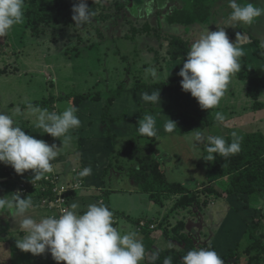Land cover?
<instances>
[{
  "label": "rangeland",
  "instance_id": "1",
  "mask_svg": "<svg viewBox=\"0 0 264 264\" xmlns=\"http://www.w3.org/2000/svg\"><path fill=\"white\" fill-rule=\"evenodd\" d=\"M228 1L221 0L223 3ZM103 2L107 6V11L109 12L107 15L109 17L106 20H101L102 22L92 19L89 21L90 23L86 22L84 25L78 24L75 28H67L63 31L51 28L39 36H35L28 29L20 28V24L12 28V30L18 32L16 34L11 32L13 35L10 38L8 36L10 45L6 48L7 53L0 55V66L10 64L12 69L11 74L0 75V111L14 114V109H9L14 108V106L9 107V103H14L21 110V106L19 107L18 103L35 99L41 100L43 97L47 98L52 92L56 94L62 92L69 94L91 92V96L99 93L102 98H105L116 91L118 85H128L126 77L130 72L131 79L128 81L130 85L136 79L152 83L153 85H150L145 92L151 94L154 90L159 89L161 98L159 105L152 104L144 102L141 99V95L135 93L139 100L136 114L139 112L140 116L134 120H136L138 125V121L143 119L145 115H153L159 134L157 141L161 152L159 155L160 162L163 163L166 176L171 181L183 182L189 188H194L200 182L206 181L200 154V144L207 141V136H218L221 133H227L228 130L237 133L259 130L264 134V119L259 121L256 117V115L259 116L260 109L257 111L252 109L254 101H251L245 95L247 85L243 86L244 80L238 78L237 73L233 76L224 97L216 108L202 109L197 100L189 92L182 90L180 84L182 77L178 75V72L185 60L172 61L168 59L167 42L164 40L163 35L167 32L172 34L169 31L172 30L177 35L189 39L190 45L194 39L199 38V33L201 34L202 31L198 28L190 32L188 31V33L182 31L181 26L177 24V27L169 30H167V25L165 26L169 10L180 5L183 6V2H180V0H156L154 5L150 4V13L140 11L139 14H137V11L131 12L133 13L131 14L127 8L118 11L114 0H104ZM253 4L258 6L255 3ZM259 6H262V4H259ZM258 19V26L262 25L264 28V16L258 17ZM157 21L160 22V25L157 24ZM146 24H149L151 28L148 32L143 30ZM98 25H100L99 27L103 31L101 32V36H99V31H97ZM219 25L223 26V21ZM133 26L139 31L136 36H132L130 32ZM213 30H217V25ZM209 31L211 30L209 29ZM236 32L231 27L227 29L226 33L229 40H233L231 34H235ZM256 34L260 43L263 41L262 44H249L250 39H248V42L237 43L244 50V55L240 58L241 70H248L261 65L258 54L261 52L260 49L264 47V31L259 33L257 29ZM245 56L246 58H244ZM13 68L17 71L15 72ZM149 68L156 69V78H153L146 72V69ZM125 72H127L126 76ZM156 83L162 85L155 86ZM131 90L127 88L124 99L130 97L131 94L134 95ZM261 99L264 101V92ZM62 103H66L67 105L62 106L57 102L54 107L55 110L49 111L57 112L61 106L64 108V111L69 107L68 102L64 101ZM98 104H101V102ZM125 104L123 102L118 103L114 107V111L113 109L110 110L112 116L122 115L125 112L127 117L120 118V121H117L111 127L115 126L118 130L128 132L125 124L130 118L131 106ZM23 109L28 113V108ZM178 109L190 111L191 113L199 110L203 114H207L210 111L215 117L217 112H221L225 119L223 122L213 125L210 129L204 130L201 133L202 137L197 138L194 133L180 136L176 129L169 133L163 127L168 118L175 121L172 114ZM241 112L245 113L249 124L241 127H238V125L232 126L234 114L236 117L238 116V120L241 122V118L243 117H239ZM22 116L24 115L14 116V119L17 120V117ZM124 118L128 120L123 121L126 120ZM137 129L135 125L134 131H129L122 139L118 138L114 151L110 153L109 160H112L111 169L105 177L102 176L101 178V183L104 182V185H107L111 179L116 189H122L118 191L109 190L108 196L111 200L115 201L116 206L121 208L114 210L122 211V209H128L132 215L134 212H140L148 208L147 203H145L147 202V197H143L144 195L141 193V195H138L139 193L128 190V188L132 187V181L128 176H125L122 180L121 177L124 176L125 172L119 169L120 165L117 168L114 161L119 156L118 159L124 164L126 169L130 163L134 162V158L131 159L132 162H128V159L120 152L129 137L137 136L139 140H147L144 138V135L139 134ZM198 141L201 143L199 144ZM125 148L128 147L125 146ZM161 155L163 156L162 158ZM107 164L102 168V173ZM28 171H25L23 174H17L10 165L0 163V190H4L2 186L5 180L9 185L8 189L11 188L14 179L10 175H15L14 178L26 179L25 173H28ZM78 175V173L75 174V176ZM89 176L91 175L81 177L78 183L87 188V183L90 181L85 180ZM124 185L125 188H123ZM213 188L226 192V187L219 183H215ZM204 199L205 203L202 205H194L181 211L173 209L174 200L172 198L165 199L162 205L156 204L155 208H148L153 210L149 217L157 220L154 223L156 226L164 216L165 218L167 217L168 219L164 223L166 224L165 228H170L177 220H185L187 231L190 232L191 230V236L196 238L195 242L197 245L201 246L202 249H209L214 244L220 249L221 256L229 248H232L235 243H238L240 250L246 246L247 242L242 237L244 235L243 229L246 228L244 223L245 221L247 222L246 218H249L250 214L254 217L253 223L259 222V229L264 235V202L261 198L257 196L249 198L248 195H238L235 198L238 209H233L221 197L216 196L212 198L204 195L201 201ZM50 205L53 209L50 215L58 216L62 214L61 206L59 207L55 203ZM63 208L64 210L68 209V204ZM77 211L79 212V210ZM229 217H233V224L223 222ZM243 217L245 219L243 220L244 223L241 221ZM260 221L262 222L261 224ZM18 228L20 227L16 220L8 212L0 213V233L4 232V234L2 233L4 236L0 240L2 243L0 245V264H11L13 257L6 259L5 254L8 253V250L10 251L11 240L17 239L16 237L19 236L18 231L15 235L16 237H13L14 231ZM116 228L121 234L135 233L134 227L130 222L124 226L119 222V226H116ZM156 232L158 233H154V236L156 237L159 234L160 236L157 238L153 236L155 239V249L161 250L168 247L181 248V245L175 242L173 238L163 237L160 230H156ZM169 234L172 236V233ZM217 238H221V240H216ZM45 253L40 255L30 253L31 256L26 255L30 257H27L25 264H39L41 256L42 258L46 257ZM32 258L35 260H32ZM262 262L264 264V261ZM51 264H57V262L54 260ZM60 264H64V262H60Z\"/></svg>",
  "mask_w": 264,
  "mask_h": 264
},
{
  "label": "trees",
  "instance_id": "2",
  "mask_svg": "<svg viewBox=\"0 0 264 264\" xmlns=\"http://www.w3.org/2000/svg\"><path fill=\"white\" fill-rule=\"evenodd\" d=\"M103 1L104 0H84V2L89 7V11L94 13L90 20L95 19L99 20L100 22L101 20H106L109 17V15H107L109 14L107 11V6ZM130 1L131 0H114V4L117 10L121 11L122 9H126L125 5L130 3ZM155 1L156 0H134V3L136 2L138 8L137 14H139L140 11H146L150 13V4L154 5ZM79 2L80 0H24V22L20 24L19 27H22L25 30L28 29L29 32L31 31L35 36L44 34L47 29L51 28L58 29L60 31H63L67 28H75L78 24H76L72 19V8L73 5L78 4ZM180 2H183V6L180 5L179 7L171 8L168 12L166 17L167 23L165 24V26L167 25V30L173 29V27L180 25L182 31L186 32H190L196 28L200 29V31H203L206 26L208 30L210 29L212 31L221 21H223L224 24L231 12L229 1L223 3L221 0H180ZM246 2H253L259 6V3L253 0L242 1L240 4L243 5ZM157 24L160 25V22L157 21ZM99 26L100 25L97 26V31H99V36H101V32L103 31ZM234 26L235 28H231L237 32L235 34H231V38L233 40L230 41H234L236 44L243 43L246 38V31L250 33V30L247 29L249 28V25L238 23ZM132 28L133 29L130 30L131 35L136 36L139 31L135 26ZM228 28L229 27H227L225 30L227 31ZM143 30L147 32L150 31L151 28L149 24H146ZM169 31L172 32V34L167 32V35H163L164 40L167 42L168 59L172 61H177L179 59L186 60V55L191 46L189 39L177 35L172 30ZM11 32L16 34L18 31L11 30L6 36L0 37V55L7 53L6 48L10 45L8 36L10 38V36L13 35ZM140 32L142 31L140 30ZM253 43L260 44L257 39H255ZM263 49L264 48L260 49L261 52L258 54V58L261 60V65L257 66L256 68L242 70L237 73V77L241 80H244V82L242 81L243 86L247 85L245 95L251 101H254L252 105V109L254 111L264 108V101L261 99V96L264 92ZM13 70H15V72L17 71L15 68H13ZM11 73L12 69L10 64H4V66H0L1 76L9 75ZM126 73L127 72H125V76ZM130 79L131 75L129 72V75L126 77V83L128 85H118L116 91L111 93V95L109 94L105 98H102L99 93L91 96V92L77 94H69L66 92V94L64 92L56 94L52 92L47 98L43 97L41 100L35 99L18 103L19 107L21 106V111H23L22 114L24 116L19 118L17 117L16 122L23 129H27L30 124H35L34 117L30 116L31 114L29 111H27L29 113L28 114L23 109L28 108L29 103L35 107L53 111L55 110L54 107L56 106L57 102L60 103V105L65 106L67 104H63L62 102L66 101L69 103V106H75L76 108L85 101L92 102L94 107H96V105L101 102L102 104L98 105H102V124H106L108 129L106 136L115 146L118 136L115 133L111 134L109 127L115 124L117 121H120V118L126 117V113L124 112L122 115L112 116L110 114V110H112L114 103L122 95L123 91H127V88L132 89L131 92L133 94L136 93L137 95H141L147 91L150 85H153L152 83H146L139 79L134 80L133 84L130 85L128 83ZM157 85L162 84L156 83L155 86ZM8 106H14V108L9 109L15 110L18 108L14 103H9ZM62 106L57 111V113H61V111L63 112L64 108ZM9 114L13 115V113ZM172 115L176 122V131L180 136L193 133L195 136H197V133L201 134L204 130L210 129L213 125L219 123V121L216 120V117L211 114L210 111L207 114H203L199 110H195V112L191 113L190 111L178 109L175 110ZM138 116H140L139 112L138 114L133 115L132 118L137 119ZM234 117H236L235 114L232 118ZM127 120L128 119L123 121ZM135 125L138 128L137 123H135ZM231 133L232 131L228 130L227 133H221L218 136L224 137L228 143H231ZM238 135L243 137L240 152L229 157H221L218 154H213L215 156L213 161L207 160L209 156L207 151L209 146L208 142L206 141L201 143L198 141L199 144L201 143L200 154L205 171L206 181L200 182V184L194 188H189V186L185 185L183 182L171 181L167 178L163 163L160 162L161 160L159 155L161 152L157 141L159 136L158 132L154 137L145 136L144 138L147 139L145 141L139 140L137 136L129 137L125 141L126 144L124 143L120 153L128 159V162L134 158V162L131 161L132 163H130L126 169L124 164L118 159V156V158L116 157L117 160L115 159L114 163L117 168L120 165L119 169L125 172L124 176L121 177L122 180L125 176H128L132 181V192L139 193L138 195L142 194L145 198L147 197V202L145 203H147V206H149L148 208H155L156 204L162 205L165 199L172 198L174 200L173 209L178 211L186 210L194 205L200 206L205 203V199L201 201V198L204 195H207L212 198H215L216 196L221 197L223 200H226V202H228L233 209H238V206L235 202V198L238 195H248L249 198L252 196H257L264 202V134L258 130L251 132L243 131V133L240 132ZM200 137H202V134ZM125 146L128 148H125ZM162 157L163 156L161 155V158ZM111 165L112 160H109L107 166L103 169L102 174L104 177L109 173ZM81 171L82 170L80 169L79 172ZM10 177L14 179V183L12 184L11 188L8 189L9 185L5 180L3 183L4 185L2 186V189L4 190H0V197L5 195L10 196L12 192L16 191L21 193L22 198L25 196H30L31 198L38 196L43 199L44 197L45 199L46 197L53 199L55 197V194L52 192L51 185L46 181L45 177L38 180L34 177L26 179L14 178L15 175H10ZM118 177L120 176L118 175ZM80 178L81 176L79 174L77 176V181H79ZM75 183L76 182H74L73 185ZM215 183L224 185L226 187V192L213 188ZM103 187L105 191L103 190V193L101 194V203H104V205H106L109 210L114 213L113 226L116 228V226H119V222H121L122 225H126L128 222H130L132 223L135 233L137 234V239L143 241L145 247V259L141 262V264H153L151 256L155 251L159 252V259H157L154 264H163V260L166 256L172 257L173 264H183L182 257L189 250L198 248L202 249L201 246H198L195 242L196 238L191 236V230V233L187 231L185 220H177L173 226L170 228H165L166 224L164 223L168 218H165L164 216L161 222H159L156 226L154 223H156L157 220L149 217L153 210L148 208H145L140 212H134L133 215L129 210H114L118 208L116 207L113 209L109 204L110 197L108 195L110 187L108 184L103 185ZM72 196V190L68 193H65L66 199H70ZM246 209H248V207H246ZM244 217L246 218V216ZM244 217L243 219L241 218L242 222L245 220ZM253 219L254 217L252 214H250L249 218H246L247 222H243L246 228L243 229L244 235L242 238H245L247 242L243 249L240 250L238 243H235L232 248H229L228 251L221 256L220 249L211 243L213 246L209 249L215 250L224 260V264H263L264 235L259 229V222L253 223ZM261 221L260 224L262 223ZM223 222H226V224H233L234 220L233 217H229ZM156 230H160L161 234L165 238H173L175 242L181 245V248L176 249L174 247H168L161 250L155 249V240L153 238V234L158 233ZM169 233H172V236H170ZM228 234L230 233L228 232ZM0 236H3V234L0 233ZM216 240H221V238H217ZM11 241H14V239ZM13 245H15V242Z\"/></svg>",
  "mask_w": 264,
  "mask_h": 264
},
{
  "label": "clouds",
  "instance_id": "3",
  "mask_svg": "<svg viewBox=\"0 0 264 264\" xmlns=\"http://www.w3.org/2000/svg\"><path fill=\"white\" fill-rule=\"evenodd\" d=\"M229 6L231 12L223 26L217 24L215 31H209L206 26L199 38L192 41L186 60L178 72L182 77V90L189 92L202 109L216 108L233 76L241 71L240 58L244 55V50L229 40L225 29L238 23L250 25L258 17L264 16V7L255 6L251 2L242 5L237 0H229ZM72 11V19L76 24L89 22L94 15L84 0L73 5ZM23 22L24 0H0V37L6 36L14 26ZM146 72L153 78L157 77L155 68L146 69ZM141 99L159 105L160 91L158 89L151 94L142 93ZM28 110L35 119L37 129H42L43 133L59 140L63 137L65 144L72 140L70 131L81 126L75 106L57 113L29 103ZM18 115H22L19 108L14 110L13 115L0 111V163L10 165L17 174L32 170L33 177L37 180L46 173H54L51 161L58 156L55 150L57 146L26 134L14 119ZM224 119L221 112L216 113L217 121L223 122ZM163 127L169 133L177 128L176 122L169 118ZM137 130L147 137L156 136L153 115L148 114L140 119ZM196 135L197 138L201 136L200 133ZM231 136V143L222 136H207V160L213 161V154L221 157L238 154L243 137L235 131ZM91 172V167H86L80 172V176H88ZM78 207L73 202L59 216L48 215L37 220L31 212L34 203L30 196L22 198L21 193L16 191L10 196L0 197V213L8 211L26 233L16 240V246L21 251L40 255L47 250L57 264H141L145 257L143 241L137 239L134 232L121 234L113 226L114 213L106 205L90 204L82 214L77 211ZM157 259L159 252L155 251L151 256L153 264ZM182 261L183 264H224L215 250L199 248L189 250ZM163 264H173L172 257L166 256Z\"/></svg>",
  "mask_w": 264,
  "mask_h": 264
},
{
  "label": "crops",
  "instance_id": "4",
  "mask_svg": "<svg viewBox=\"0 0 264 264\" xmlns=\"http://www.w3.org/2000/svg\"><path fill=\"white\" fill-rule=\"evenodd\" d=\"M125 100L124 101L117 100L113 105L112 108L113 111H114V107L118 103L123 102V104H125L126 103ZM133 100L134 103L128 102L125 104L131 106V110L129 114L130 118L125 124L127 126L128 132L132 130L134 131L135 123H136V120H134L132 117L133 115L136 114L138 110V102H139L138 96L134 95ZM93 105L94 104H92V102L85 101L79 107H77L78 111L76 115L81 120V126L79 128L70 131L69 135H71L72 140L68 144L63 143V137H61L59 140V138H54L47 133H43L42 129H37L35 127V124H30L27 127V129H24L26 134H29L37 139H42L49 145L55 144L57 146L55 150L57 151L58 156L56 157V159H54V162L51 161V163L53 165V172L60 177V184H63L68 187L73 185V183L77 180V177L72 172V169H74L75 167L80 169L82 168V170L86 167H91L92 169V172L90 174L91 176H89V178H86L85 180V181H90L87 183L88 187L85 188L81 185L77 186L76 188L78 189L73 191V196L72 198L69 199V203H68V206H70L71 203L73 202L77 203L79 205L77 210H79V212L81 211V214L87 209L88 205L101 204V202L99 203V201H102L101 194L103 193V190L105 191L103 187V182L101 183V178L103 176L102 168L109 162V158L111 156L110 153L114 151V145L111 143V140L106 136L108 130L107 126L105 123L102 124V120H101L102 105L97 104L96 107H94ZM240 116H243L241 118V122H239L238 116L234 117L233 118L234 121H232V126L238 125V127H241L249 124L246 120L245 113L242 112L239 115V117ZM256 117L258 118L259 121L264 119V108L260 109L259 116L256 115ZM109 129L111 134L115 133L118 136L117 140L118 138L122 139L126 134H128V132L126 131L118 130L117 127L115 126ZM47 174L50 173H46L45 175ZM33 176L34 173L32 170H29L28 173H25L26 178H31ZM108 186L110 187L111 190L114 191L122 190L121 188L116 189L111 179L109 180ZM123 188H125V185ZM132 189L133 187L128 188V190L131 192ZM32 200L34 203V208L31 210V212L35 219L39 220L42 217H46L50 215L51 212L53 211V209L50 207L51 205H49L44 201L45 197L43 199L36 196L33 197ZM109 204L111 207H113V209L116 207L118 209H121L120 207L116 206L115 201L111 199L109 200ZM151 208L153 209V207ZM122 210H128V209H122ZM7 212L8 211H4L3 213H7ZM18 231H19V236L16 237L15 235L17 234ZM2 233L4 234V232ZM14 233L15 234L13 237L20 239L24 236L25 232L24 230H22V228H18L17 230L14 231ZM3 236H0V240L2 239ZM158 236H160V234ZM158 236L156 237L154 236V237L157 238ZM17 239L14 238V241L10 242L11 244L9 249L11 252L8 250V253L5 254L6 256L5 258L10 259L11 257H13L11 260V264H25V262H27L26 260L27 257H30L31 255L29 252L21 251L16 246ZM14 242L15 245H13ZM1 244L2 243L0 241V245ZM26 255H30V256H26ZM45 255L46 257L44 258H42L41 256L40 258L41 263L39 262V264H51L54 261L49 251L46 250ZM32 260L35 259L32 258Z\"/></svg>",
  "mask_w": 264,
  "mask_h": 264
},
{
  "label": "built area",
  "instance_id": "5",
  "mask_svg": "<svg viewBox=\"0 0 264 264\" xmlns=\"http://www.w3.org/2000/svg\"><path fill=\"white\" fill-rule=\"evenodd\" d=\"M45 179L51 185L52 192L53 194H55V197L50 200L46 198L44 201L49 205L55 203L57 206L59 207L61 206V211H64L63 207H66L68 202V200L65 198V193H68L69 191L76 189V187L79 186L80 184L76 182L72 187L71 186L68 187L63 184H60L59 177L54 173L46 175Z\"/></svg>",
  "mask_w": 264,
  "mask_h": 264
},
{
  "label": "water",
  "instance_id": "6",
  "mask_svg": "<svg viewBox=\"0 0 264 264\" xmlns=\"http://www.w3.org/2000/svg\"><path fill=\"white\" fill-rule=\"evenodd\" d=\"M237 1H238V3H241L242 1H246V0H237ZM253 1H257L259 4H262V6H264V1L261 3L262 0H253ZM130 3H131V8H132V6H133V4H134V0H131ZM262 6H261V7H262ZM257 20H258V21H257ZM258 22H259V19L257 18L252 24L249 25V28H247V29L250 30V33H249L248 31H246L247 34H245L246 38H245L244 41L248 42V39H250V40H249V44H256V43H253L255 39H257L258 42H260V40H259L258 35L256 34V32H257V29H258V32H259V33H262V32L264 31V28L262 27V25H259V26H258ZM232 27L235 28L234 25H233ZM251 36H252V37H251ZM254 36H255L256 38H255ZM262 43H263V41H262L260 44H262ZM244 44H246V43H244ZM263 48H264V47H263ZM244 58H246V56H245ZM180 60H182V59H180ZM241 71H242V70H241ZM125 92H126V91H123V92H122V95H121L117 100L124 101V100H125V99H124ZM134 95H136V94H134ZM134 95H131L130 97H128V98L125 100L126 103H128L129 101H130V103H134V100H133ZM102 100H105V99H102ZM117 100H116V101H117ZM111 126H112V125H111ZM111 126H110L109 128H111ZM52 162H54V160H53ZM79 170H80V168H76V167H75L74 169H72V172H73L74 175H75L76 173L80 174ZM81 170H82V168H81ZM54 174H56V173H54ZM56 175H57V174H56ZM57 176H58V175H57ZM58 177H59V176H58ZM76 177H77V176H76ZM85 177H86V176H85ZM59 181H60V177H59ZM75 182H78V181L76 180Z\"/></svg>",
  "mask_w": 264,
  "mask_h": 264
},
{
  "label": "flooded vegetation",
  "instance_id": "7",
  "mask_svg": "<svg viewBox=\"0 0 264 264\" xmlns=\"http://www.w3.org/2000/svg\"><path fill=\"white\" fill-rule=\"evenodd\" d=\"M126 6V8H127V10H129V8H130V10L129 11H131V12H136V11H138V8H137V4H136V2L133 4V9L131 8V3H127V5H125ZM204 143V142H203ZM104 185V184H103Z\"/></svg>",
  "mask_w": 264,
  "mask_h": 264
}]
</instances>
